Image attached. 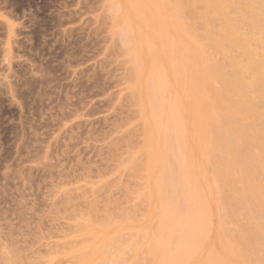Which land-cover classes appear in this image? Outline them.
Wrapping results in <instances>:
<instances>
[{"label": "rangeland", "instance_id": "obj_1", "mask_svg": "<svg viewBox=\"0 0 264 264\" xmlns=\"http://www.w3.org/2000/svg\"><path fill=\"white\" fill-rule=\"evenodd\" d=\"M167 2L0 0V264H85L93 232L106 225L119 248L103 263L154 264L150 245L173 229L159 223L165 215L150 197L146 159L155 149L183 171L180 192L194 191L188 264H246L232 220L264 211L249 197L251 174L234 171L227 186L228 169L212 162L227 160L204 93L221 89L207 74L221 57L209 40L183 35ZM154 98L162 113L146 119ZM227 194L242 201L230 206L235 218Z\"/></svg>", "mask_w": 264, "mask_h": 264}, {"label": "bare ground", "instance_id": "obj_2", "mask_svg": "<svg viewBox=\"0 0 264 264\" xmlns=\"http://www.w3.org/2000/svg\"><path fill=\"white\" fill-rule=\"evenodd\" d=\"M164 1L166 3V0ZM183 1L168 0L167 2L168 9L171 8V11L176 13L178 20H174V22L177 21L180 26H183L184 36L196 37L205 42L209 40V46L211 45L216 55L221 57V60L210 58L212 65L207 72L209 79L220 84L221 89L215 90L212 85H209L204 88V90L206 89L204 93L209 95L213 101L211 106L213 115L208 119L213 126L210 134L214 138L217 150L227 154V160L215 157L212 162H214V166H226L228 169L224 173L222 170L221 177L219 176L221 180L229 183L226 184L227 186L234 185L227 181L230 177L228 174L237 170L242 171L243 174H251L252 179L254 177L255 180L251 179L250 185L248 184V187H251L249 188L251 189L249 197L255 201L256 205L261 206L260 210L264 211V177L260 178V176H264V55L261 54H264L262 52V50L264 51V0ZM162 3V5H166L164 2ZM196 6H200L201 11L195 13ZM165 8L167 10V6ZM189 13L193 17V20L190 19L192 20L191 24L187 23L188 20L186 22ZM254 47H257V50L262 49L260 51L262 56L252 52ZM233 51H236L239 56L233 57ZM144 84L141 86L142 94L147 98V83ZM152 100L149 103L150 106L146 107V111L144 110L146 119L147 114L150 117H157L163 110L156 98ZM219 122H223L224 125L219 126ZM251 147L260 151L258 158L248 152ZM148 155L150 156L146 159L148 166L146 168L154 187L150 197L152 200L156 198L159 201V212L162 210L161 212L165 215L160 217L159 223L162 226L171 225L173 227L171 232L162 234L157 243L154 241L155 243L150 245L151 253L149 252V254L153 256L154 264H176L175 262L182 259L186 264L191 263L193 261L192 247L195 244V237L191 234L193 233L191 229L192 224L199 217V211L191 208L192 199L190 196L192 195L190 192L193 189L188 186L191 189L188 190L185 185V190L188 191L180 192V188L182 187V191L184 188L183 171L178 168V165L173 166L172 170L170 168L172 164H169L167 156L159 155L156 149L151 153L149 151ZM168 169L172 170L171 173L167 171ZM178 189L179 193H183L179 199L173 194L177 193ZM226 196L227 201L225 197L222 201L228 203L225 205L231 212H234L230 209L231 204L235 208L236 206L241 207L238 203L242 201L239 202L238 198L228 197V194ZM246 203L243 202V208L245 205L247 206ZM173 206H175L173 209L174 212L176 211L175 214H172V211H170L172 213L169 212ZM250 206L251 204H248L246 209ZM233 212L230 215H234L235 218L236 214ZM252 212H249L250 215H247L243 224L238 221L239 219L235 218L238 222L234 221L235 219L232 220L233 223L235 222L234 224L231 222L235 225L232 243L246 264H264V229L262 228L264 221L261 219L264 212L260 211L261 218L259 212H256V216H252L255 215ZM257 222H261L262 226H259ZM236 223H240L241 226L239 224L237 227ZM111 227L106 225L93 232V243L88 247L85 264H105L103 262L114 258L111 250H118L119 244L115 239L114 227ZM236 227L242 232L241 234ZM254 227H258V229L256 228L258 231L263 230L257 232ZM245 238H248L251 245L242 247L243 242L241 241L245 242ZM114 263L116 264V262Z\"/></svg>", "mask_w": 264, "mask_h": 264}]
</instances>
